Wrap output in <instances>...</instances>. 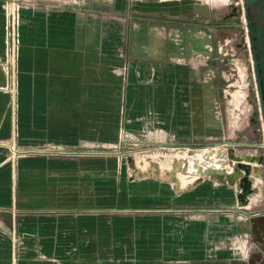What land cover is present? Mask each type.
<instances>
[{
	"label": "crops",
	"instance_id": "1",
	"mask_svg": "<svg viewBox=\"0 0 264 264\" xmlns=\"http://www.w3.org/2000/svg\"><path fill=\"white\" fill-rule=\"evenodd\" d=\"M13 1L0 0V142L84 155L13 157L0 145V264H169L160 250L190 246L192 222L142 212L131 228L112 210L120 167L100 154L127 122L121 26L133 11L169 19L175 2Z\"/></svg>",
	"mask_w": 264,
	"mask_h": 264
},
{
	"label": "rangeland",
	"instance_id": "2",
	"mask_svg": "<svg viewBox=\"0 0 264 264\" xmlns=\"http://www.w3.org/2000/svg\"><path fill=\"white\" fill-rule=\"evenodd\" d=\"M173 2L168 22L133 11L121 26L128 108L107 147L120 167L112 210L133 229L142 212L186 216L191 244L164 246L169 264H264V132L242 0Z\"/></svg>",
	"mask_w": 264,
	"mask_h": 264
},
{
	"label": "flooded vegetation",
	"instance_id": "3",
	"mask_svg": "<svg viewBox=\"0 0 264 264\" xmlns=\"http://www.w3.org/2000/svg\"><path fill=\"white\" fill-rule=\"evenodd\" d=\"M243 3L246 4L245 7ZM242 10L264 132V0H242ZM246 23L249 27L250 40L247 37Z\"/></svg>",
	"mask_w": 264,
	"mask_h": 264
},
{
	"label": "built area",
	"instance_id": "4",
	"mask_svg": "<svg viewBox=\"0 0 264 264\" xmlns=\"http://www.w3.org/2000/svg\"><path fill=\"white\" fill-rule=\"evenodd\" d=\"M18 1H13V4L16 5ZM18 6H15L12 8V11L9 12L8 15H10V20L7 22L6 24V37L8 39V42L10 44V48H13L14 45H16L18 43L17 41V28H18V19H19V15H18V9L16 8ZM1 146H4L9 152L10 155L13 157H17L20 155H25V154H35V155H48V156H58V157H78V156H82L84 154H80V153H75V152H64L61 150H46V151H39V152H35V151H30V152H23L19 149H17L16 147H14L12 144H8L7 142H0ZM88 155V154H86ZM92 155V154H91ZM93 155H98L96 153H94ZM100 155H104V156H110L109 153H103Z\"/></svg>",
	"mask_w": 264,
	"mask_h": 264
},
{
	"label": "bare ground",
	"instance_id": "5",
	"mask_svg": "<svg viewBox=\"0 0 264 264\" xmlns=\"http://www.w3.org/2000/svg\"><path fill=\"white\" fill-rule=\"evenodd\" d=\"M194 170V169H193ZM198 170L199 171H197V172H200L201 171V168H198ZM261 173V172H260ZM250 174V173H249ZM256 174H257V172H256ZM252 176H250L249 178H247L246 180H248V182H249V180H251L252 181V178H251ZM183 182H185L184 180H182ZM192 181V180H191ZM182 182V183H183ZM188 182H189V180H188ZM189 184H190V182H189ZM188 185V184H187ZM245 186L248 188L249 187V183H245ZM244 190V189H243ZM244 192H246V190H244Z\"/></svg>",
	"mask_w": 264,
	"mask_h": 264
},
{
	"label": "water",
	"instance_id": "6",
	"mask_svg": "<svg viewBox=\"0 0 264 264\" xmlns=\"http://www.w3.org/2000/svg\"><path fill=\"white\" fill-rule=\"evenodd\" d=\"M243 5H244V7L246 6V4H244L243 3ZM245 19L247 20V15L245 14ZM246 29H247V37H248V39L250 40V32H249V27H248V23H246Z\"/></svg>",
	"mask_w": 264,
	"mask_h": 264
}]
</instances>
